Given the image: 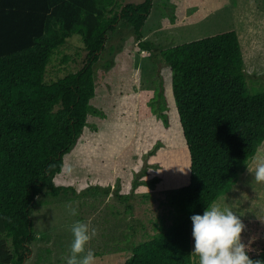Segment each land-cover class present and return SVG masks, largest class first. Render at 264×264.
Masks as SVG:
<instances>
[{"label":"trees","instance_id":"1","mask_svg":"<svg viewBox=\"0 0 264 264\" xmlns=\"http://www.w3.org/2000/svg\"><path fill=\"white\" fill-rule=\"evenodd\" d=\"M152 7L153 0H0V264H25L42 195L74 191L67 156L94 113V66L121 21L132 25L143 49L153 47L141 41ZM75 34L86 63L48 83L52 57ZM161 56L171 112L161 114L158 135L179 152L178 162L161 171L172 222L134 246L125 264H199L190 217L234 187L264 142V91L250 89L236 29ZM241 221L250 258L264 260V218Z\"/></svg>","mask_w":264,"mask_h":264},{"label":"rangeland","instance_id":"2","mask_svg":"<svg viewBox=\"0 0 264 264\" xmlns=\"http://www.w3.org/2000/svg\"><path fill=\"white\" fill-rule=\"evenodd\" d=\"M229 29L238 32L252 93L264 91V0H153L142 27L141 41L153 45L148 49L140 46L128 22L121 21L109 33L94 66V113L67 156L74 191L41 196L32 210L37 239L25 264H66L71 226L77 221L97 230L86 245L95 254V264H125L134 246L158 233L160 225L171 224L161 171L178 162L179 152L158 135L161 114L171 112L169 67L161 51ZM86 60L87 50L75 34L52 57L46 81L79 71ZM258 157H264V142L234 187L214 202L240 219L264 218V183H256L248 171ZM157 177L164 179L150 185ZM69 206L78 214L71 215Z\"/></svg>","mask_w":264,"mask_h":264},{"label":"clouds","instance_id":"3","mask_svg":"<svg viewBox=\"0 0 264 264\" xmlns=\"http://www.w3.org/2000/svg\"><path fill=\"white\" fill-rule=\"evenodd\" d=\"M254 174L256 183H264V157L255 160V168L248 167ZM70 214L77 215L75 208ZM192 236L195 241L194 251L199 257V264H264V260H253L242 243L241 234L245 225L230 209H221L219 205H210L202 215L194 214ZM73 240L70 256L66 264H95V254L86 245L97 235V230L88 223L77 221L71 226Z\"/></svg>","mask_w":264,"mask_h":264}]
</instances>
